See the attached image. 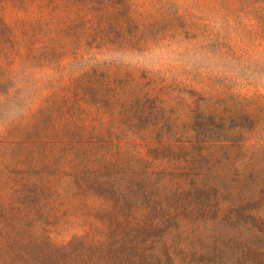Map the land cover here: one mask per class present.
<instances>
[{
  "label": "rangeland",
  "instance_id": "obj_1",
  "mask_svg": "<svg viewBox=\"0 0 264 264\" xmlns=\"http://www.w3.org/2000/svg\"><path fill=\"white\" fill-rule=\"evenodd\" d=\"M103 2L0 0V264H264V0Z\"/></svg>",
  "mask_w": 264,
  "mask_h": 264
},
{
  "label": "trees",
  "instance_id": "obj_2",
  "mask_svg": "<svg viewBox=\"0 0 264 264\" xmlns=\"http://www.w3.org/2000/svg\"><path fill=\"white\" fill-rule=\"evenodd\" d=\"M83 1L82 4L86 5L88 9L93 10V16L97 17V23L93 27V31L103 30L105 26H108L111 22L112 12L106 11L107 8L103 5V0H80ZM102 8V11L101 9ZM101 22H104L101 23Z\"/></svg>",
  "mask_w": 264,
  "mask_h": 264
}]
</instances>
